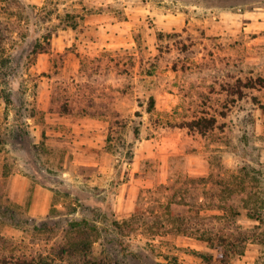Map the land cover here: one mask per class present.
<instances>
[{
    "label": "rangeland",
    "instance_id": "rangeland-1",
    "mask_svg": "<svg viewBox=\"0 0 264 264\" xmlns=\"http://www.w3.org/2000/svg\"><path fill=\"white\" fill-rule=\"evenodd\" d=\"M128 3L131 31L84 46L110 42ZM260 12L264 0H0V264H264L250 216L264 217ZM63 117L103 135L80 148L103 150V168L46 134L67 132Z\"/></svg>",
    "mask_w": 264,
    "mask_h": 264
},
{
    "label": "crops",
    "instance_id": "crops-1",
    "mask_svg": "<svg viewBox=\"0 0 264 264\" xmlns=\"http://www.w3.org/2000/svg\"><path fill=\"white\" fill-rule=\"evenodd\" d=\"M28 1L33 2V3H39V2H42L43 0H28ZM95 1H99V3L101 5H106L108 1L110 2L112 0H95ZM127 5L128 6L124 7V9L127 11V17L128 18L122 19L121 21L119 20V21H117V23H114L113 25H111V26H113L112 30L114 32H113V35H112L113 39L109 40L110 42H106V41H102V42H99V41L98 42L97 41H88V42H86L84 44V46H87V48L104 47V46H107V45L111 46L113 44H117V43H113V42H116V41L120 40L119 36H122L124 33H128L129 31H131V29L133 27V23H132V21L130 19L133 17V15H131V16L129 15V13L132 10L130 9L129 3ZM149 7H151V8H149ZM140 10H143V11L145 10L146 13H151V14L155 13V8H154L153 5L151 6L150 2H148V3L145 2L144 6H143V9H140ZM135 11L137 12L138 9H135V10L132 11V12H134L133 14L135 15V17H133V19L136 18V16H137ZM260 13L263 14L264 12H260ZM99 16L102 17V14H99ZM111 18L113 19L114 17H111ZM88 27L89 26H87L86 28H88ZM99 27H101V26H99ZM115 36L117 38H119V39L115 38ZM115 39H117V40H115ZM62 45H63V47H65L66 46V41H63L62 43H59V42L58 43H54V45L52 47H53V49L59 50V49H61ZM45 114L49 115L50 112L49 113H45ZM61 118H59V119H61ZM63 119L65 121L60 122V123H61V125H63V128L67 129V132L66 131L55 132L53 130H50V131L55 132L53 134V133H50L49 130H48V131H46V134L47 135L62 136V133H65V136L69 137V141H72L76 145V147L78 148V150L72 152L73 161L75 163H78L80 165L85 164V163L94 164V165L100 164V167L103 168L102 158H103L104 161H105V159H106V161L108 159L106 157L107 154H105L103 150L101 152V155L98 158H88L86 155H84L85 154L84 151L81 152L82 149H80V148H85L86 145H91V146H94V147L97 146L98 145V141H101L100 139H101V137H103V135L100 134V133H96V132L92 133V132L95 131V130H92L95 127L89 126L88 122L85 121V120H79V121L77 120L78 122L77 121H73L72 122V120H69L68 118H64L63 117ZM47 121H49V120H47ZM59 121H61V120H59ZM50 123H52V121ZM31 128L33 129L34 133L37 134V136L33 137V142L39 141L38 140L39 139V135H38L39 126H38V124L35 123V122H32ZM99 147L102 148L101 142H100ZM66 156H67V154H66ZM63 173L74 176V174L71 173L68 170H63ZM40 187H42V186H40Z\"/></svg>",
    "mask_w": 264,
    "mask_h": 264
},
{
    "label": "trees",
    "instance_id": "trees-1",
    "mask_svg": "<svg viewBox=\"0 0 264 264\" xmlns=\"http://www.w3.org/2000/svg\"><path fill=\"white\" fill-rule=\"evenodd\" d=\"M152 99V98H151ZM200 124V122H198V124L197 125H199ZM201 127V126H200ZM200 129V128H199ZM261 209H253V208H251L250 209V216L251 217H254L255 219H257V220H259L261 223H263L264 222V217H263V215H262V212L260 211ZM263 231H264V229H263ZM262 231V232H263ZM205 239V238H204ZM211 239L212 238H208V239H206L209 243H211L212 244V242H211ZM263 239V241H264V238H262Z\"/></svg>",
    "mask_w": 264,
    "mask_h": 264
}]
</instances>
